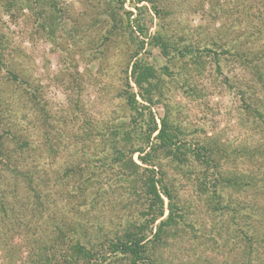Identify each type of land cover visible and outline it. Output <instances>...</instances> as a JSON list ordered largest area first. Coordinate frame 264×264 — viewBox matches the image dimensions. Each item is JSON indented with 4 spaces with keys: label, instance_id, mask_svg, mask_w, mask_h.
Masks as SVG:
<instances>
[{
    "label": "rangeland",
    "instance_id": "374dc122",
    "mask_svg": "<svg viewBox=\"0 0 264 264\" xmlns=\"http://www.w3.org/2000/svg\"><path fill=\"white\" fill-rule=\"evenodd\" d=\"M153 3L158 15L130 0H0V264H63L77 246L94 258L70 264H129L109 244L140 228L147 264H264V0ZM156 33L194 53L167 62ZM136 59L161 74L154 104L137 101L180 145L150 154L173 202L160 240L130 167L146 168L130 151L149 120L126 100Z\"/></svg>",
    "mask_w": 264,
    "mask_h": 264
},
{
    "label": "trees",
    "instance_id": "16d2710c",
    "mask_svg": "<svg viewBox=\"0 0 264 264\" xmlns=\"http://www.w3.org/2000/svg\"><path fill=\"white\" fill-rule=\"evenodd\" d=\"M125 0H119V4L121 8H123ZM130 2H133L134 5H136L135 8L139 10L141 7H137V5H140L142 3H148L152 5V8L154 10V13L156 15L159 14L157 9L154 7L153 0H130ZM126 18H127V26H130L129 19L131 16L130 12H125ZM136 24L134 25V30H136L140 34H145L144 32L147 30L144 27L143 23H140L139 20L135 21ZM136 26V27H135ZM133 28V27H132ZM149 43L151 46L158 47L163 57L167 60V62L171 61V53L173 52L175 55L179 54L180 56L184 57L185 54H193L194 52L187 48H178L177 46L173 47L169 44V41L163 38V36L160 33L154 34L149 39ZM144 43L140 42L139 50L143 49ZM205 52H213V50L206 49ZM214 54L215 51H214ZM163 70L167 72V67H164ZM160 72H158L153 66L147 64L142 59H136L134 63L131 66V74L130 78L132 79L135 87L137 88L138 93L134 94L129 91H125L126 100L127 103L130 105V107L138 112L140 115H144L146 111H148L149 114V120L147 122V126L144 129V144L141 147H137L134 149H131L130 155L132 156L134 153L145 154L144 156L138 157V160L142 165H144L146 168H142L136 164H134L132 161L130 162V167L133 168L134 172L141 171L142 172V181L140 182V189L142 191L143 197L146 202H148L147 205V213L144 215L145 219V226L152 227L156 222V232L153 234L154 240H160L161 234L164 232V228L170 225L173 221V202L172 197L167 190V188L163 185V182L161 178L158 176L155 170L153 169L154 166L150 165L153 164L151 161L150 154L152 151H155L157 148H165V149H178L180 145H177V137L174 133H171V129L169 124L165 119H162L160 121L159 127L154 121L153 116L151 115L149 106L143 105L137 101V96L140 98V100L148 105L154 104V94L157 88V79L158 76H160ZM259 80L264 83V80L262 79V76L258 73ZM128 88L129 85L127 84ZM260 116V115H259ZM157 133L153 140L156 141L158 144L151 143L152 135ZM1 142V140H0ZM1 147V143H0ZM146 148L150 149V153L146 152ZM203 150V149H202ZM146 152V153H145ZM196 156L199 157L200 154L198 151ZM122 158V157H121ZM120 160V157L117 158V160ZM232 182V181H231ZM230 181L225 180L226 184H230ZM246 186V185H245ZM261 188V187H260ZM264 190V186H263ZM163 197H165L168 200V215L166 218H163L165 216V207H164V200ZM262 212V211H261ZM262 216V213L260 214ZM139 232H128L124 236L119 237L115 239L114 241L110 242L109 249L112 254L120 255L122 258L126 257L129 260V264H147V243L149 242L147 235L145 233L141 232L142 229ZM251 231L250 228H246L244 232L245 238L249 242V246L252 245V238L247 236V232ZM74 249L73 254L66 257L64 259L63 264H70L78 262L79 257L83 259L84 262H89L93 260L94 256L91 255L89 252H86L84 247L77 246ZM149 264V260H148Z\"/></svg>",
    "mask_w": 264,
    "mask_h": 264
}]
</instances>
